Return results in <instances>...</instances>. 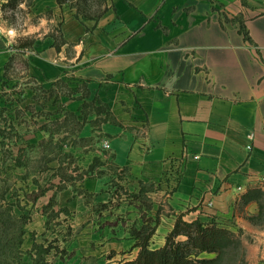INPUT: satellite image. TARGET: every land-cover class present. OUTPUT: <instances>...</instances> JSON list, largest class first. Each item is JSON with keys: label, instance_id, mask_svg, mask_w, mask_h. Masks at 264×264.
<instances>
[{"label": "crops", "instance_id": "obj_1", "mask_svg": "<svg viewBox=\"0 0 264 264\" xmlns=\"http://www.w3.org/2000/svg\"><path fill=\"white\" fill-rule=\"evenodd\" d=\"M212 1L107 0L108 10L92 19L57 0H33L24 28L3 22L0 29V145L15 134L16 141L39 149L50 138L45 127L56 96L51 98L52 88L58 82L81 85L82 94L77 97L73 90L77 99L66 103L67 109L82 108L79 102L87 98L107 107L111 119L101 127L99 146L103 150L108 141L105 151L117 168L167 194L173 213L160 216L168 228L158 225L156 233L167 237L178 215L188 222L232 217L253 239L250 251L264 264V0L241 5L243 28L214 9ZM58 31L67 41L59 49ZM25 40L31 42L27 47ZM19 61L22 73L14 76ZM26 80L48 94L46 125L40 124V111L34 112L42 100L27 95ZM28 111L36 127L32 134L25 132ZM11 153L16 167L25 166L24 145ZM82 186L92 196L91 205L115 201L105 177H88ZM255 189L263 200L258 196L245 204ZM74 191L64 188L59 197L60 207L77 212L79 241L69 245L95 242L98 264L109 252V262L126 250L137 257L132 227L141 228L139 207L119 204L111 226L98 219L88 223L89 204ZM155 191L150 193L156 196ZM51 198L52 193L40 197L34 206L43 207ZM33 215L34 228L41 230L37 236L48 237L47 215ZM27 235L24 252L34 246Z\"/></svg>", "mask_w": 264, "mask_h": 264}, {"label": "rangeland", "instance_id": "obj_2", "mask_svg": "<svg viewBox=\"0 0 264 264\" xmlns=\"http://www.w3.org/2000/svg\"><path fill=\"white\" fill-rule=\"evenodd\" d=\"M8 0L5 4L4 22L8 25L22 29L28 23V14L32 11L33 0H17V6L13 7ZM213 0L214 9L221 8L225 15L232 17L227 19L243 28L244 15L240 12L241 5L249 8L247 0ZM68 7L73 6L71 1ZM94 13L93 8L90 9ZM252 14L251 11L248 15ZM47 15V14H46ZM28 37V36H27ZM26 37V39H27ZM26 41V40H25ZM19 70H13L12 75L18 76L22 73L24 64L19 61ZM25 86L31 88L28 96L36 95L41 104L35 105V114L40 111V124L46 125L48 117V103L44 100L48 94L40 89L36 83L26 80ZM51 98V122L46 126V134L50 138L40 142L39 149L28 147L25 142L16 141L15 134H10L9 140L0 145V264H98L100 262L99 248L96 243L90 240L89 246H70L71 242H78L75 238L78 228L76 223V211L67 207H60L59 197L64 188H72L74 192L83 195L86 203L89 204L88 223L98 219L99 224L112 225L118 218L116 211L119 204L124 206L134 205L139 207L140 227L152 224L168 228L167 223H161L160 216H170L172 208L168 205L167 194L157 191L155 184L151 182L144 184L143 181L133 179L125 168H117L111 161L110 155L105 149L99 146L103 134L101 127L104 122L111 119L104 105H99L95 100H87L79 109L68 110L66 103L77 99L71 95L73 90L79 92V86H69L65 82H58L52 88ZM77 94V93H76ZM69 102V103H70ZM45 106V107H44ZM55 106V107H54ZM55 109V116L53 115ZM29 116L31 112L28 111ZM85 114V116H83ZM87 114V115H86ZM88 114L91 118H88ZM25 122V132L32 134L36 130L34 120L30 117ZM34 126V128H30ZM11 133V132H10ZM20 139V138H18ZM17 139V140H18ZM24 145L25 157L22 161L23 167H16L17 163L12 153H18V149ZM101 163H104L102 166ZM105 177L108 180V188L114 193L115 201L106 204L105 207L91 205L92 196L82 189L83 181L86 178ZM156 190V191H155ZM157 192L154 196L150 192ZM52 193L51 202L45 206H34L40 197ZM263 200V196L258 195ZM154 197V198H152ZM102 210V212H101ZM43 212L48 217V226L51 225V233L48 237H39L41 230L34 228V213ZM179 216V215H178ZM177 216V218H178ZM84 219V218H83ZM177 220V219H176ZM127 223V222H126ZM221 224L234 232V236L227 237L221 242V248L217 252H202L195 259L196 264H258V255L251 250L250 243L253 239L246 233L240 223L232 217L222 218ZM157 225V226H158ZM132 227V223H129ZM136 225L132 227L135 229ZM32 235H27L28 232ZM22 232V236H21ZM163 233H156L150 241V248L162 247L166 242ZM11 235L14 236L12 243L8 244ZM27 235L28 239L34 241L31 250L24 252L22 243ZM45 235V234H44ZM182 239V238H181ZM39 241V242H38ZM68 243L66 244V242ZM21 246V247H19ZM84 247V248H83ZM89 254V256H88ZM132 250H126L117 257L118 261H110L112 253H107L103 264H120L122 261L131 259ZM260 256V255H259Z\"/></svg>", "mask_w": 264, "mask_h": 264}, {"label": "trees", "instance_id": "obj_3", "mask_svg": "<svg viewBox=\"0 0 264 264\" xmlns=\"http://www.w3.org/2000/svg\"><path fill=\"white\" fill-rule=\"evenodd\" d=\"M69 1L73 5L70 7L76 10L77 15H83L85 18L98 19L109 8L107 0H57L61 7L67 5ZM17 5V0L12 2L13 7ZM91 8L95 10L94 13H91ZM58 33L56 47L59 49L61 45L67 44V41L62 33L59 31ZM30 44L31 42L26 40L22 46L27 47ZM260 194L262 193L258 189L250 191L244 198L245 204L258 198ZM157 225V222L155 225L148 223L140 229H133L132 235L137 239L136 246L140 247V251L137 257L124 260L120 264H196L195 258L200 253L217 252L224 239L234 236V232L224 227L221 222L215 220L188 222L184 220L183 215H179L172 231L167 235L165 244L161 248L151 249L150 241L156 233ZM13 238L11 235L8 244L12 243Z\"/></svg>", "mask_w": 264, "mask_h": 264}, {"label": "built area", "instance_id": "obj_4", "mask_svg": "<svg viewBox=\"0 0 264 264\" xmlns=\"http://www.w3.org/2000/svg\"><path fill=\"white\" fill-rule=\"evenodd\" d=\"M8 0H0V29L2 27V24H3V20H4V17H5V4L7 3ZM250 140L252 141L254 139V134H250L249 136ZM105 146L107 148L110 147V144L108 141H106L105 143ZM253 148L252 144L249 145V149L251 150ZM263 183H264V179H263Z\"/></svg>", "mask_w": 264, "mask_h": 264}]
</instances>
